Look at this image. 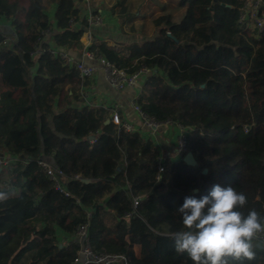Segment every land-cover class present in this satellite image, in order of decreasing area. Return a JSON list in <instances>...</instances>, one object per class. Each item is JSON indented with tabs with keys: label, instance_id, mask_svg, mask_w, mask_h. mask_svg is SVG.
Masks as SVG:
<instances>
[{
	"label": "trees",
	"instance_id": "trees-1",
	"mask_svg": "<svg viewBox=\"0 0 264 264\" xmlns=\"http://www.w3.org/2000/svg\"><path fill=\"white\" fill-rule=\"evenodd\" d=\"M245 3L108 0L119 31L143 40L92 38L86 48L93 27L76 0H0L10 22L0 32V148L19 158L0 170L9 189H0V264H76L80 225L94 251L128 264H193L174 250L184 230L176 207L214 185L244 193L245 215L264 216V32L240 22ZM59 49L129 74L147 69L134 102L186 129L193 163L166 158L159 173L156 143L114 124L112 107L87 104L90 80ZM42 156L63 171L68 196L38 166ZM245 264H264V249Z\"/></svg>",
	"mask_w": 264,
	"mask_h": 264
},
{
	"label": "built area",
	"instance_id": "built-area-1",
	"mask_svg": "<svg viewBox=\"0 0 264 264\" xmlns=\"http://www.w3.org/2000/svg\"><path fill=\"white\" fill-rule=\"evenodd\" d=\"M88 3L91 0H86ZM86 19L91 26H101L107 22V17L102 14H95L94 11L88 9ZM240 22L247 25L248 28L255 30L258 34L264 32V0H246L245 6L243 8V13L240 18ZM85 47H89L92 42V37L90 33L85 34ZM83 37V39H84ZM82 39V40H83ZM56 55H59L61 59L75 65L79 72V75L83 79H93L97 73L103 72L104 78L107 83L116 91H121L125 88L140 89L144 82L146 75L148 74L147 69L143 68L135 74H129L123 69H118L111 63L105 61L104 59H95L93 54L89 51H84L81 59L76 60L69 51L65 49H59L54 51ZM89 89H92L90 85ZM88 88H85L82 92V97L85 102L92 106V101L90 100L88 93ZM133 108L135 112L139 115L141 126L145 130L142 133L141 129L137 128L136 125L124 121L120 115V112L116 107H113L114 114L112 116V121L116 125H122L129 132H141L145 138L155 141L156 137L159 136L161 131H164V135L170 139L173 150L176 154V159L185 158L187 155V132L184 127L179 124H174L172 122L165 121L160 122L153 118L148 117L144 114L140 107L133 102ZM166 158L160 155L158 162V172L162 173L164 171L163 162ZM173 160V159H172ZM19 161L17 156L9 155L1 150L0 148V170L6 169L16 162ZM28 160L23 161L27 163ZM38 166L44 172V174L51 181L54 189L64 195L68 196V191L65 186V175L62 170L58 169L53 165V163L45 158L40 157L37 160ZM9 191L8 188L5 189ZM138 205V199L134 200V207ZM75 239L80 244V249L77 252L75 258L76 264H128L124 256L118 254H108L105 252H96L92 248L89 237L88 228L86 225H80L77 228Z\"/></svg>",
	"mask_w": 264,
	"mask_h": 264
},
{
	"label": "clouds",
	"instance_id": "clouds-1",
	"mask_svg": "<svg viewBox=\"0 0 264 264\" xmlns=\"http://www.w3.org/2000/svg\"><path fill=\"white\" fill-rule=\"evenodd\" d=\"M7 198L0 192V201ZM247 197L234 187L214 185L199 199L185 197L177 206L184 230L173 233L174 250L193 264H245L264 249V216L240 211Z\"/></svg>",
	"mask_w": 264,
	"mask_h": 264
},
{
	"label": "crops",
	"instance_id": "crops-1",
	"mask_svg": "<svg viewBox=\"0 0 264 264\" xmlns=\"http://www.w3.org/2000/svg\"><path fill=\"white\" fill-rule=\"evenodd\" d=\"M98 2L97 3L99 5L103 4L102 1H98ZM76 5L82 11L81 12L82 18L83 16L85 17L87 15L88 9L95 11V9L93 8L94 5L93 2L88 3L86 0H76ZM98 12L99 14H102L106 17H108L107 16L108 14L110 17H112L110 15V12L105 7L99 8ZM113 20L114 19L112 18V21ZM112 21H107L104 25L101 26H92L93 28L87 32L91 34L92 38L111 41L114 43H133L131 41L136 42L134 38L139 35L122 34L118 29V24ZM78 27H80V23L75 26V28ZM9 29H10V22L5 19H0V32L3 33L8 32ZM82 42L85 44L86 42L85 37L82 40ZM67 51H69L70 54L76 60L81 59L83 56V54L80 56L78 52L73 50L68 49ZM89 82L90 85L92 86V89L88 88L89 92L87 94L93 103L92 106L105 105L106 107H112V108L116 107L117 110L120 112V115L124 121L136 125V127L141 129L142 133H144L145 130L141 126L140 117L135 112L132 105L139 89L125 88L121 91H116L107 83L102 71L97 73V75ZM159 134L160 135L156 137L154 142L158 147L160 155H162L165 158H170L175 160L176 154L175 151L172 149L173 146L171 145L170 139L164 135V131H161ZM134 250L136 255L139 257L141 253V247L136 245L134 247Z\"/></svg>",
	"mask_w": 264,
	"mask_h": 264
},
{
	"label": "rangeland",
	"instance_id": "rangeland-1",
	"mask_svg": "<svg viewBox=\"0 0 264 264\" xmlns=\"http://www.w3.org/2000/svg\"><path fill=\"white\" fill-rule=\"evenodd\" d=\"M98 1H102L103 2V4L102 5H99L98 3ZM140 1H142V0H140ZM93 2V8L95 9V10H98L99 8H101V7H106L107 6V3H108V0H91L90 1V3H92ZM98 2V3H97ZM99 5V6H98ZM108 17H107V21H112V18L114 19L113 21L114 22H116L117 23V21H116V19L114 18V17H110L109 16V14L107 15ZM112 21V22H113ZM134 40L136 41V42H140V41H142L143 40V38H141V36H136L135 38H134ZM131 42H134V41H131ZM6 176L4 175V176H2L1 178H0V189L1 190H3L5 193H6Z\"/></svg>",
	"mask_w": 264,
	"mask_h": 264
},
{
	"label": "water",
	"instance_id": "water-1",
	"mask_svg": "<svg viewBox=\"0 0 264 264\" xmlns=\"http://www.w3.org/2000/svg\"><path fill=\"white\" fill-rule=\"evenodd\" d=\"M91 139H93V137H91ZM184 161L187 163V164H192L193 163V156L191 153H188L185 158H184ZM205 172V171H204Z\"/></svg>",
	"mask_w": 264,
	"mask_h": 264
}]
</instances>
